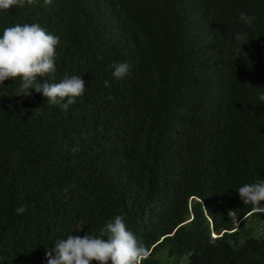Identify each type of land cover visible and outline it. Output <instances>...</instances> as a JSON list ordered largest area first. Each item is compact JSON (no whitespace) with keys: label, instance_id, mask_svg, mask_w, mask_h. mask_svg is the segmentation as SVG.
Returning a JSON list of instances; mask_svg holds the SVG:
<instances>
[{"label":"trees","instance_id":"trees-1","mask_svg":"<svg viewBox=\"0 0 264 264\" xmlns=\"http://www.w3.org/2000/svg\"><path fill=\"white\" fill-rule=\"evenodd\" d=\"M25 23L59 39L38 80L85 90L65 112L20 95V78L0 84V264H47L56 240L116 215L149 247L142 264H264V213L238 195L264 181V0L0 9V35Z\"/></svg>","mask_w":264,"mask_h":264},{"label":"clouds","instance_id":"clouds-1","mask_svg":"<svg viewBox=\"0 0 264 264\" xmlns=\"http://www.w3.org/2000/svg\"><path fill=\"white\" fill-rule=\"evenodd\" d=\"M33 2L27 0L29 4ZM44 3L50 5L53 0H44ZM24 4L25 0H0V9L23 7ZM240 19L251 23L253 17L241 13ZM236 39L242 40L243 36L238 34ZM58 43V37L49 34L37 23L5 28L0 35V84L20 78V95L28 96L29 89H34L42 93L48 103L58 105L66 112L76 98L84 94L85 81L81 76H65L60 82L51 83L38 80L55 73V48ZM112 67V75L117 79L125 78L130 71L126 62ZM104 86L110 87L109 82L105 81ZM258 98L264 102V94ZM65 100L66 103L63 102ZM72 150L75 152L78 148ZM238 195L244 204L253 206L252 213H264V207L259 206L264 202V181L244 184L239 187ZM16 211L22 214L25 206ZM150 255L149 247L128 230L121 215H116L100 229L99 235L86 232L83 236L68 235L65 239L56 240L54 248L46 251L45 258L47 264H92L93 261L96 264H142Z\"/></svg>","mask_w":264,"mask_h":264},{"label":"rangeland","instance_id":"rangeland-1","mask_svg":"<svg viewBox=\"0 0 264 264\" xmlns=\"http://www.w3.org/2000/svg\"><path fill=\"white\" fill-rule=\"evenodd\" d=\"M236 225H237V223H236Z\"/></svg>","mask_w":264,"mask_h":264}]
</instances>
